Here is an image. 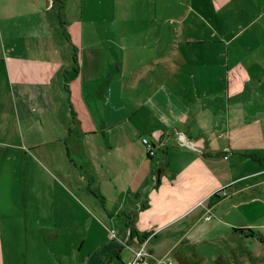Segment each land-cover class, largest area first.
<instances>
[{"label": "crops", "instance_id": "crops-1", "mask_svg": "<svg viewBox=\"0 0 264 264\" xmlns=\"http://www.w3.org/2000/svg\"><path fill=\"white\" fill-rule=\"evenodd\" d=\"M64 1L60 24L53 0H0V157L22 167L29 158L30 195L36 170L64 191L74 177L87 179L101 203H111L109 219L122 216L124 241L176 235L173 251L196 245L200 230L221 238L261 229L253 213L264 212V74L252 70L255 45L234 47L230 58L232 41L219 42L203 61L171 46L167 56L124 73L134 49L98 42L95 24L129 16L132 6L117 11L123 0H79L70 16ZM84 26L96 41L84 42ZM143 137L155 145L152 157ZM214 193L220 199L209 204Z\"/></svg>", "mask_w": 264, "mask_h": 264}, {"label": "rangeland", "instance_id": "rangeland-1", "mask_svg": "<svg viewBox=\"0 0 264 264\" xmlns=\"http://www.w3.org/2000/svg\"><path fill=\"white\" fill-rule=\"evenodd\" d=\"M66 4L70 16L78 13L79 0H66ZM84 5L87 4L84 2ZM116 5L117 11L122 10V5L132 6L129 16L115 14L114 23H110L109 18H98L96 38L100 43L113 41L116 46L129 43L134 49L135 60L132 67L123 65L124 73L129 70L137 73L151 58L167 56L171 46H175V52L184 55L186 60L203 61L202 55L213 58L219 42L232 41L230 58L234 47L255 45L252 70L264 74V49L259 45L264 43V0H230L223 4L214 0H139L136 6L135 0H123ZM85 8L88 13L92 11L91 7ZM153 27L160 31L154 34ZM90 28L83 27L86 44L95 40L87 34ZM199 40L211 44H195ZM154 42L156 48L149 49ZM248 52L244 51V55ZM213 69L209 67L205 73L213 75ZM184 74L179 71L177 75L182 78ZM1 151L0 148V156ZM25 159L22 167L5 163L0 157V264H104L112 252L117 253L118 258L113 257L106 264H127L133 260L139 242L144 239L139 242L123 240V232H119L123 229L122 216L114 215L109 219L111 203L104 199L102 204L97 198L101 194L89 187L87 179L79 181L74 177L71 187L66 186L64 191L36 170L34 192L30 195V162L29 158ZM23 168L28 172L25 180H22ZM46 187L50 188L48 193H44ZM32 205L34 209H30ZM257 212L253 213L254 221L262 225L264 212ZM112 230L115 236L110 239L108 235ZM243 230L239 236L221 238L200 230L203 236L197 238L196 245L190 241L192 246L183 243L174 251L173 247L180 243L179 236L145 238L148 241L142 264H177V256L189 264H212L219 256L227 264H264V226L255 229L258 238L245 236L247 229Z\"/></svg>", "mask_w": 264, "mask_h": 264}, {"label": "trees", "instance_id": "trees-1", "mask_svg": "<svg viewBox=\"0 0 264 264\" xmlns=\"http://www.w3.org/2000/svg\"><path fill=\"white\" fill-rule=\"evenodd\" d=\"M55 6L57 7L58 9V12H59V20H60V24H63L62 22V15H63V11H64V6H65V1L64 0H53ZM75 53L73 55V62H74V68H73V72H77L78 71V61L77 59L75 58ZM66 92L68 93V90L66 89ZM72 114V119H74V123H76V120H75V115L73 112H71ZM253 158H255L256 156L252 155ZM260 161H262L264 163V159H258ZM220 199L218 193H214L212 196H210L209 198V204H215L218 200ZM129 218V217H128ZM127 218V221H126V227L129 229V238L131 239L133 237L135 233V231L133 230L132 226H131V219H128ZM131 218V217H130ZM235 232H239V233H243L244 230L243 229H234ZM247 233H245V236L247 237H250V238H258V233L254 230H251V229H247L246 231ZM137 236V235H136ZM137 238L139 239L140 237L137 236ZM142 239L145 238V235H142L141 236ZM121 248L117 249L120 250ZM113 257H116L118 258L117 256V253L115 252H112L110 254L107 255L106 257V263H109ZM177 264H189L188 262L184 261V260H181L178 256H177ZM212 264H227L225 259L222 257V256H219L218 258H216Z\"/></svg>", "mask_w": 264, "mask_h": 264}, {"label": "built area", "instance_id": "built-area-1", "mask_svg": "<svg viewBox=\"0 0 264 264\" xmlns=\"http://www.w3.org/2000/svg\"><path fill=\"white\" fill-rule=\"evenodd\" d=\"M140 140H141V144L143 145L147 156L152 157L155 153V145L146 137H143ZM185 142L186 141L184 140V138L182 140L178 141V143L180 145H184ZM209 217L210 216H208V218ZM114 236H115V232L113 230L110 231V233H109L110 239H112ZM148 239L143 240V241H141V243H139V249L137 251H135V256H134L133 260L127 264H142L143 263L144 255L146 252V243H147ZM168 264H173V263L168 262Z\"/></svg>", "mask_w": 264, "mask_h": 264}]
</instances>
